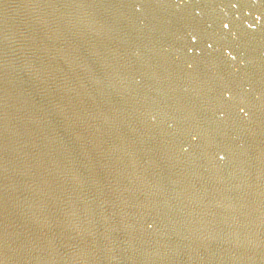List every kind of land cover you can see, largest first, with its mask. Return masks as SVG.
Returning a JSON list of instances; mask_svg holds the SVG:
<instances>
[{
	"label": "water",
	"instance_id": "water-1",
	"mask_svg": "<svg viewBox=\"0 0 264 264\" xmlns=\"http://www.w3.org/2000/svg\"><path fill=\"white\" fill-rule=\"evenodd\" d=\"M0 264H264V0H0Z\"/></svg>",
	"mask_w": 264,
	"mask_h": 264
}]
</instances>
